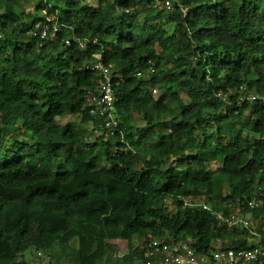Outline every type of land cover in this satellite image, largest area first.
Masks as SVG:
<instances>
[{
	"label": "trees",
	"instance_id": "16d2710c",
	"mask_svg": "<svg viewBox=\"0 0 264 264\" xmlns=\"http://www.w3.org/2000/svg\"><path fill=\"white\" fill-rule=\"evenodd\" d=\"M153 1L40 0L64 24L42 38L46 16L0 0V264L30 249L46 264H146L154 239L250 248L247 228L217 218L240 204L264 232V201L243 204L264 189V103L250 98L264 94V0H174L171 12ZM98 53L122 130L107 138L85 108L103 80Z\"/></svg>",
	"mask_w": 264,
	"mask_h": 264
},
{
	"label": "built area",
	"instance_id": "2783aa9c",
	"mask_svg": "<svg viewBox=\"0 0 264 264\" xmlns=\"http://www.w3.org/2000/svg\"><path fill=\"white\" fill-rule=\"evenodd\" d=\"M46 1V0H45ZM40 0H33L28 8L25 10L26 14L31 17L36 16L41 13L46 16V21H39L37 27L40 28L41 37L49 38L55 37L57 33L64 27V24L54 21L55 19L48 15L47 9L38 8V3ZM153 7L158 10H166L171 12L174 7V0H154ZM183 11L186 13L187 8H183ZM51 22L53 24L51 25ZM0 37H3L0 32ZM73 40L83 49L87 48L90 43L89 38H79L73 36ZM96 42V40H94ZM67 44H71L70 40H67ZM94 57L97 59L95 64L92 66V69L99 70L103 75V80L99 85V95L91 94L88 98L85 108L89 112L99 117L101 120V129L97 130V133L100 135L110 136L114 135L117 132L122 134L120 129V122L116 117V97L113 90V65L107 66L102 61L101 54H95ZM154 71V70H153ZM140 75V74H139ZM118 76V75H117ZM225 98V96H224ZM254 101H262L264 103V94L261 95H251L250 97ZM166 201L170 202V198H167ZM201 205L204 209H209L210 206L203 199L202 201L193 198L187 197L184 198V205ZM250 205H262V201L254 198L249 201ZM238 209V210H237ZM236 211H233L229 216L224 213H218L217 218L222 223L225 224L228 228H234L241 226L249 229L252 237L250 240L254 242L250 248H241V249H212L209 253L198 252L194 247H192L190 242L179 241L174 244L168 243L165 240L154 239L152 240L148 248L144 250V261L146 264H264V232H260L259 229L254 230L251 227V222L243 218L239 213L240 208H237ZM145 248V246H143ZM153 256L154 259H147L148 257ZM143 261V259H139Z\"/></svg>",
	"mask_w": 264,
	"mask_h": 264
},
{
	"label": "rangeland",
	"instance_id": "374dc122",
	"mask_svg": "<svg viewBox=\"0 0 264 264\" xmlns=\"http://www.w3.org/2000/svg\"><path fill=\"white\" fill-rule=\"evenodd\" d=\"M24 1H25V9H27L33 0H24ZM84 2L94 4L96 2V0H84ZM176 91H180V90L177 89ZM181 95L185 98L186 101H188V98L185 96L184 93L181 92ZM171 108L174 110L175 115L180 114L179 106L176 103L171 104ZM78 120H79V117L75 116V115L69 116L67 118L58 119V121H60L62 124H66L68 122L76 123ZM210 129L212 131L216 130V129H214L213 126H211ZM103 166H109L107 158H105V157L99 159V161L97 163L92 164L91 169L89 171L96 173ZM217 166H218V164L213 163L209 167L215 169V168H217ZM260 190L264 196V189H260ZM171 211H175V207H173V208L171 207ZM242 215L245 216L246 218H248L252 222L251 227H253L254 230H257V228H259L260 221L259 222L255 221L250 214H246V213L242 212ZM262 221L264 222V219ZM113 243L117 244V246L119 248V253H118L119 257H122L128 253V242L127 241L115 240ZM19 259H20V261L23 262L22 264H46L49 262L48 261L49 258H47V255H45L44 253H42V255H39L33 249L27 250L21 257H19ZM52 264H54V263H52ZM62 264H72V263L69 262L68 260H64V261H62ZM105 264H118V262L115 261L114 259H112V260L109 259L108 262Z\"/></svg>",
	"mask_w": 264,
	"mask_h": 264
},
{
	"label": "clouds",
	"instance_id": "9594fccd",
	"mask_svg": "<svg viewBox=\"0 0 264 264\" xmlns=\"http://www.w3.org/2000/svg\"><path fill=\"white\" fill-rule=\"evenodd\" d=\"M117 117V116H116ZM99 118V117H98ZM118 119V118H117ZM100 120V119H99ZM99 129H101V126L97 129V130H99ZM97 130L95 131V133H94V135H93V137H96V136H105V135H100V134H98L97 133ZM107 137H109V136H105V138H107ZM263 194L262 193H258V192H255V196H253L251 199H249V200H247V202H243V204H249V201H251V200H253L254 198H257V199H259V200H261L262 201V204H263V199L261 198V196H262ZM241 205V204H240ZM239 205V208H240V214L242 215V212H243V208H241V206ZM250 205V204H249ZM250 206H261V205H250ZM235 211V210H234ZM233 211H231V212H229L228 214H226L227 216H229V214H231ZM244 213V212H243ZM243 216V215H242ZM243 218H245L246 220H249L248 218H246L245 216H243ZM250 221V220H249ZM251 222V221H250ZM258 222V221H257ZM252 223V222H251ZM221 225H223L226 229H229V230H235V229H239V230H241V229H243L244 227H241V226H237V227H234V228H228L225 224H222L221 223ZM250 228H252V227H250ZM249 230V229H248ZM40 255V254H39Z\"/></svg>",
	"mask_w": 264,
	"mask_h": 264
}]
</instances>
